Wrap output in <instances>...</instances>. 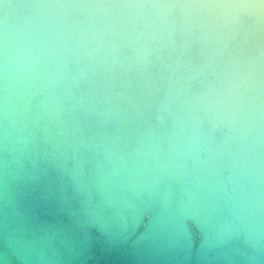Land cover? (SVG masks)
Returning a JSON list of instances; mask_svg holds the SVG:
<instances>
[{
  "label": "water",
  "instance_id": "1",
  "mask_svg": "<svg viewBox=\"0 0 264 264\" xmlns=\"http://www.w3.org/2000/svg\"><path fill=\"white\" fill-rule=\"evenodd\" d=\"M0 264H264V0H0Z\"/></svg>",
  "mask_w": 264,
  "mask_h": 264
}]
</instances>
